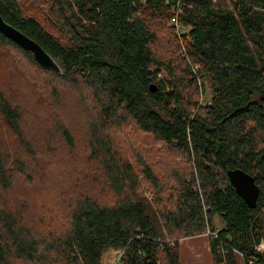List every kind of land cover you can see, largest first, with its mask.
Masks as SVG:
<instances>
[{
  "label": "trees",
  "instance_id": "1",
  "mask_svg": "<svg viewBox=\"0 0 264 264\" xmlns=\"http://www.w3.org/2000/svg\"><path fill=\"white\" fill-rule=\"evenodd\" d=\"M47 3L38 20L0 0L61 69L0 33V264H102L108 251L180 264L178 239L206 230L213 264H264V0ZM140 135L161 147L150 159ZM235 169L259 187L255 208L229 183ZM46 184L54 202L33 208L20 190Z\"/></svg>",
  "mask_w": 264,
  "mask_h": 264
},
{
  "label": "rangeland",
  "instance_id": "2",
  "mask_svg": "<svg viewBox=\"0 0 264 264\" xmlns=\"http://www.w3.org/2000/svg\"><path fill=\"white\" fill-rule=\"evenodd\" d=\"M19 1H20V5L22 6L23 9H25V12L28 14V16L36 17V18H38V20H42L41 13L46 12V10H47V4H48L47 0H45V1H43V0H19ZM51 17H52V19H54L55 16L53 14H51ZM173 23H174V19H172L170 21V23L168 24V27L173 28V26H174ZM46 25L51 28L54 35H56V36L58 35V31L53 29L51 24L46 23ZM180 31H181V33L187 32L184 29L183 30L181 29ZM0 56H1V54H0ZM4 60L0 59V71H2L1 74L3 75V76H0L1 80H4V78L5 79L10 78V74H8L7 70H6V65L9 64V61L8 60L4 61ZM13 61H15V60H13ZM18 66H19V68L24 69V65L22 62H19ZM19 68H18V70H19ZM22 73H24V74H22L23 76L25 75L24 78H25L26 82L25 81L24 82H25L26 88L31 89V84L34 81L32 79H29V77H28L29 75H27V72L25 70H23ZM34 85L35 84H32V86H34ZM26 95H27V97L29 96L28 93H26ZM63 98H64V95H62L60 97V101ZM208 98H209V93H206L205 99H208ZM68 106H69V104H68V102H66V99H65L64 103L62 102V104L60 106V112L63 111ZM40 108H43V105L41 103H40ZM73 110L74 109H71L72 113H73ZM130 132L132 134V131L130 129H126V130H124V132L120 133V135H119L120 140L123 143L122 148L124 150H130V148L128 147ZM133 135H131V136H133ZM142 138L145 141L142 144L141 148L138 149V152L141 153V155L143 154L142 156H144V158L150 159L154 155V153H156V151L161 150V147H160V145H157V144H156L157 145L156 146L155 144H153V142L152 143L147 142L148 143V145H147L146 138L143 137L142 135H140L141 140H143ZM130 140H131V137H130ZM155 146H156V148H155ZM131 151H132V149H131ZM131 153H134V151H132ZM131 153H127V156L130 157ZM159 157H162V155H159ZM156 158H154V159H156ZM162 161L166 163L167 159L166 158L162 159ZM41 176H43V174L40 175V177ZM54 185L57 186L55 183H54ZM42 186H43V184H42ZM46 186H47V184L44 185V188H42L40 185L32 186L28 189H25L24 192H23V189L20 191H22V193H24V194L34 196V202L33 203H34L35 207H33V208H37L38 207L37 205H40L41 202L47 203V201H49V200H53V202H54V197H51L50 195H46L44 193V192H46V190H44L46 188ZM40 187L42 189H39ZM43 190H44V192H43ZM24 194H23V196L26 197V195H24ZM147 197L152 199V194H150V193L147 194ZM55 202H56V198H55ZM213 224L217 230H220L223 228L222 221L220 220V218L218 216H215L213 218ZM208 231L209 230H206V232L201 236L178 239L177 245H178L180 264H213L211 254L209 251V242H208L209 232ZM256 248H257V250H259V252L264 253V241L261 242ZM234 256H235V260H236L237 264H244V261H243V258L241 255H239L238 253H234ZM118 257H119V255H117L115 252L108 251L103 256L102 264H119L118 263Z\"/></svg>",
  "mask_w": 264,
  "mask_h": 264
},
{
  "label": "water",
  "instance_id": "3",
  "mask_svg": "<svg viewBox=\"0 0 264 264\" xmlns=\"http://www.w3.org/2000/svg\"><path fill=\"white\" fill-rule=\"evenodd\" d=\"M0 33L7 39L11 40L22 50L29 53L33 60L42 68L52 70L61 74L59 65L53 58L47 54L35 41L7 24L0 15ZM150 91L154 92L155 87L150 86ZM227 178L235 190L236 194L250 207L255 208L259 196V187L255 184L254 179L245 172L235 169L228 170Z\"/></svg>",
  "mask_w": 264,
  "mask_h": 264
},
{
  "label": "built area",
  "instance_id": "4",
  "mask_svg": "<svg viewBox=\"0 0 264 264\" xmlns=\"http://www.w3.org/2000/svg\"><path fill=\"white\" fill-rule=\"evenodd\" d=\"M213 2H216L217 0H212ZM174 26H175V28L177 29V31H180V27L177 25V22H176V20H174ZM216 234V233H215ZM215 234H213V235H215ZM259 251V250H258ZM217 254L218 255H223L224 254V252H222L221 250H218V252H217Z\"/></svg>",
  "mask_w": 264,
  "mask_h": 264
}]
</instances>
